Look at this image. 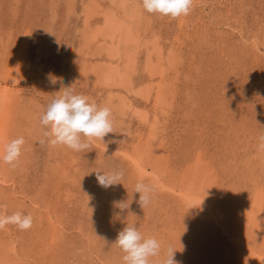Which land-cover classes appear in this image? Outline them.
Wrapping results in <instances>:
<instances>
[{
  "label": "rangeland",
  "instance_id": "374dc122",
  "mask_svg": "<svg viewBox=\"0 0 264 264\" xmlns=\"http://www.w3.org/2000/svg\"><path fill=\"white\" fill-rule=\"evenodd\" d=\"M93 2L101 13L113 9L122 18L128 12L143 19L130 26L141 27L143 38L130 47L138 58L130 86L94 75L103 65L122 69L124 60L104 49L97 30L104 13L90 14ZM171 56L178 58L173 65ZM150 60L168 63L163 76H150ZM0 82L18 91L6 107L2 148L25 139L15 166L0 169V212L22 211L33 220L25 231L14 225L0 230V264H123L124 253L113 243L126 224L161 243L151 264H163L169 247L177 264H245L224 228L232 234L248 225L264 245V152L257 141L264 133V0H193L189 17L178 19L147 13L141 0H0ZM159 84L166 89L163 105ZM64 87L108 106L115 133L83 152L49 145L40 124L48 101L37 93ZM145 87L153 88L151 96L143 95ZM145 113L150 122L142 120ZM117 151L145 160L169 188H201L219 222L181 204ZM114 170L124 172L121 184L102 187L96 172ZM141 181L154 186L145 208L135 193Z\"/></svg>",
  "mask_w": 264,
  "mask_h": 264
},
{
  "label": "clouds",
  "instance_id": "9594fccd",
  "mask_svg": "<svg viewBox=\"0 0 264 264\" xmlns=\"http://www.w3.org/2000/svg\"><path fill=\"white\" fill-rule=\"evenodd\" d=\"M143 9L153 15L178 19L190 14L193 0H141ZM55 80V77L49 76ZM44 97L48 103L41 113L40 124L46 129L44 135L51 146L63 145L75 152H83L91 147L94 140H102L114 132L111 109L105 105L90 102L83 94H77L72 87H64L57 94L37 93ZM258 150L264 152V133L258 138ZM25 144L23 136H19L4 146L0 152V167L4 164L15 166L19 161ZM99 184L108 188L121 184L124 172L114 170L111 172H96ZM144 175H151L144 173ZM154 186L143 181L135 186V193H139V204L147 207L152 199ZM116 207L127 209V203H117ZM199 207L192 206L191 208ZM119 219V217H117ZM32 216L22 211L11 215L0 212V230L8 225H14L18 230L25 231L32 226ZM113 245L119 247L124 253L123 264H151V259L161 254V243L155 237L144 236L136 225L126 224L118 233ZM176 250L169 247L163 264H177Z\"/></svg>",
  "mask_w": 264,
  "mask_h": 264
},
{
  "label": "bare ground",
  "instance_id": "6f19581e",
  "mask_svg": "<svg viewBox=\"0 0 264 264\" xmlns=\"http://www.w3.org/2000/svg\"><path fill=\"white\" fill-rule=\"evenodd\" d=\"M95 2V1H94ZM93 2V3H94ZM196 2V1H195ZM195 2H194V4H195ZM90 3V2H89ZM96 3V2H95ZM91 4V6H93L94 8H96V9H91V13L90 14H95V13H98V11H100L99 9L100 8H98V6L99 5H97V4ZM99 3V2H98ZM113 3V5H115V2L113 1L112 2ZM118 3V2H117ZM71 4V3H70ZM87 4V3H86ZM123 4V7L125 6V8L124 9H126V7H127V3L125 2V3H122ZM52 5V4H51ZM89 5V4H88ZM73 6V5H72ZM69 7V6H68ZM86 6L84 5V8H85ZM135 7V6H134ZM83 8V7H82ZM133 8V7H132ZM135 8H138V7H135ZM135 8H133L134 9V11L135 12H137L139 15H140V11L138 10V9H135ZM86 9V8H85ZM90 9V8H89ZM132 9V10H133ZM73 11V10H72ZM115 10H111V11H105V12H103L104 13V15H102L103 13H101V11H100V14L102 15V17H103V25L102 26H100L97 30L100 32V34L101 35H103V37L105 38V45L107 46L106 48H105V46H104V49L106 50V52L109 54V56H110V58H112V57H116L117 56V59L118 58H120V59H122V60H124V66H123V68L121 69L120 67H118L117 65H115V66H111V65H109V66H102V67H99V68H97L96 67V69H94V75L95 76H97V75H99L103 80H105L104 82L105 83H107V84H110V83H114L115 81H117L118 79L120 80V82L122 83V84H124L123 86L125 87V86H130V84L132 85V81H130L129 80V75H130V69H131V66L132 67H134L135 66V64L138 62V58L134 55V52L132 51V49L130 48L131 46L132 47H134V44H139V43H141L143 40V38L139 35V30L140 29H138V28H141V27H138L137 28V30L135 29V27H130V26H133V25H142V23H143V19L141 18V17H138V16H136V15H131L132 16V18H129V15H128V12H123L124 13V15H122V16H125V17H128V18H122V17H120V15H118L117 14V12H114ZM88 13H89V11H87ZM141 13H143L142 12V10H141ZM82 14V13H81ZM84 14V13H83ZM141 16H142V14H141ZM147 17H149V16H147ZM188 17H189V15H188ZM88 18V17H87ZM90 18H94V16H90ZM89 18V19H90ZM97 18V17H96ZM191 18V17H190ZM88 19V21L90 22V20ZM185 19V18H184ZM145 20V19H144ZM186 20H187V18H186ZM142 21V22H141ZM89 22H87L88 23V26H89ZM85 23V22H84ZM149 23V22H148ZM99 24V23H98ZM145 24V23H144ZM143 24V26H145ZM91 25V24H90ZM185 25V24H184ZM98 27V26H97ZM151 27H152V25H151ZM148 28H150V27H148ZM183 29V28H182ZM181 29V30H182ZM94 30V29H93ZM142 30V29H141ZM145 30V29H144ZM146 31V30H145ZM92 33V32H91ZM142 33H143V31H142ZM180 33V32H179ZM98 34V32H96V34H95V36ZM147 35V34H146ZM150 35V34H149ZM149 35H147V36H149ZM242 35V34H241ZM152 36V35H151ZM91 37V36H90ZM98 37V36H97ZM145 37V36H144ZM155 37H156V35H155ZM154 37V38H155ZM157 37H158V35H157ZM148 38H151L150 36L148 37ZM147 38V39H148ZM98 39H100V38H98ZM157 39V38H156ZM140 40H142L141 42H140ZM145 40V39H144ZM153 40V39H152ZM159 41V40H158ZM88 42V41H87ZM246 42V41H245ZM148 43H150V41H148ZM88 44V43H87ZM137 45H136V47H137ZM141 45V44H140ZM255 45H257V44H255ZM261 45V44H260ZM148 46H151L150 44L148 45ZM89 47V46H88ZM91 47V46H90ZM89 47V48H90ZM157 47H159V46H157ZM138 48V47H137ZM146 48V47H145ZM140 49V48H139ZM151 49V48H150ZM162 49V48H161ZM165 49H166V47H165ZM153 50H154V48H153ZM155 50H156V47H155ZM154 50V51H155ZM132 51V52H131ZM137 51V50H136ZM139 51V50H138ZM154 51H152V52H154ZM157 51V50H156ZM164 51V50H163ZM166 51H168V50H166ZM170 51V50H169ZM177 51V50H176ZM176 51H175V53H176ZM180 51V50H179ZM141 53V52H140ZM147 53V52H146ZM157 53V52H156ZM163 53H165V52H163ZM175 53L173 54V55H175ZM155 54V53H154ZM177 54V53H176ZM88 55V54H87ZM140 55V54H139ZM148 56H150V54L148 55ZM169 56V55H168ZM176 56H178V55H176ZM170 57V56H169ZM182 57V56H181ZM155 57H153V59H154ZM183 58V57H182ZM117 59L115 60V61H117ZM169 59V58H168ZM167 59V60H168ZM171 59V60H170ZM169 60H170V63H171V65H173L174 64V62H176L175 60H177V59H175V57H173L172 58V56H171V58H170ZM175 59V60H174ZM122 60H120V61H122ZM145 60V59H144ZM151 60H152V58H151ZM148 61V65H147V70L146 71H148L149 73H150V76H152V77H157V76H163L164 75V66L165 65H167V64H164V63H162V64H164V66H162V64H158V61H157V63H155L154 61H153V63H152V61ZM164 60V59H163ZM113 61H114V59H113ZM165 61V60H164ZM181 61V60H180ZM179 62V61H178ZM19 63V62H18ZM121 63V62H120ZM140 64V63H139ZM108 65V64H107ZM144 65H146V64H144ZM170 65V64H169ZM77 67V66H76ZM171 67V66H170ZM95 68V67H94ZM135 68V67H134ZM141 68H143V67H141ZM76 69V68H75ZM93 69V68H92ZM140 69V68H139ZM172 69H174V67L172 68ZM135 70V69H134ZM78 71H80V70H78ZM83 71V70H82ZM135 71H137V70H135ZM140 71V70H139ZM144 71V70H143ZM81 72V71H80ZM84 73H85V71H83ZM87 72V71H86ZM83 73V74H84ZM137 73V75H138V73L139 72H136ZM166 73V72H165ZM13 76H14V73H13ZM134 77H135V75H134ZM134 80H135V78H134ZM120 82H119V84H120ZM1 83V82H0ZM154 83V82H153ZM134 84V83H133ZM137 84V83H136ZM148 84V83H147ZM155 84V83H154ZM121 85V84H120ZM144 85V84H143ZM167 85V84H166ZM134 86V85H133ZM151 86V85H150ZM152 87V86H151ZM169 87V86H168ZM13 87H12V85H10V86H7V85H4V84H0V152H2L3 151V145H2V142H3V140H4V136L6 135V133H5V131L6 130H8L7 128H8V122H7V120H8V114H6V107H7V105L10 103L11 104V102L13 101V99L15 100V98H17V97H14L15 95H16V93H18V91L16 90V86L14 87L15 88V90L14 89H12ZM132 88V87H131ZM139 88V90L141 91V89H140V86L138 87ZM138 88L136 89V90H138ZM142 88V87H141ZM146 88V87H145ZM19 89V88H18ZM21 89V88H20ZM133 89V88H132ZM143 89V88H142ZM155 89V88H154ZM129 91H130V89H128ZM157 90V89H156ZM166 89H165V87L163 86V85H161V84H159V87H158V90H157V99H158V101H159V103L161 104V105H163L164 103H165V95H164V91H165ZM128 91V92H129ZM132 91V90H131ZM130 91V92H131ZM152 91H153V88H150L149 89V87L148 88H146L144 91H143V95L145 96V97H148V96H151V94H152ZM174 93V92H173ZM136 94H138L137 93V91H136ZM140 94V93H139ZM142 94V93H141ZM166 94H168V93H166ZM120 95V94H119ZM133 96V95H132ZM153 96H154V94H153ZM152 96V97H153ZM164 99V100H163ZM8 100V101H7ZM19 100V99H18ZM155 100V99H154ZM167 100H169V99H167ZM16 101V100H15ZM143 101V100H142ZM161 101V102H160ZM16 103V102H15ZM157 104V103H156ZM18 105V104H17ZM10 106V105H9ZM15 106V105H14ZM173 106V105H172ZM12 108V107H11ZM15 108V107H14ZM129 108V107H128ZM171 109V108H170ZM13 110V109H12ZM132 111V110H131ZM12 112V111H11ZM17 113V112H16ZM27 113V112H26ZM139 114V113H138ZM147 113H145V115H143L141 118H142V120L144 119V120H146V121H149L150 122V120H149V116L148 115H146ZM15 115V114H14ZM16 117V116H15ZM15 117H14V119H15ZM139 117V116H138ZM141 120V121H142ZM11 121V120H10ZM143 123V122H142ZM145 124V123H144ZM148 125V124H147ZM153 129H155V127L153 128ZM152 129V130H153ZM154 131V130H153ZM9 132V131H8ZM155 132V131H154ZM43 133V132H42ZM6 137V136H5ZM4 141H7V140H4ZM9 141V140H8ZM8 143V142H7ZM94 143V142H93ZM99 148V147H98ZM106 149V148H105ZM115 151V150H114ZM106 152H109V153H112L113 152V150H110V149H106ZM115 153V152H114ZM117 154H119V155H122V156H124L125 158H127V159H129V161H131V164H132V166H133V168H134V170L136 171V172H138L140 175H142V176H146V175H144V173H150L151 175H148V176H146V177H153L152 179H153V181L156 183V184H159L160 185V187H162V189L163 188H167L168 190H170V191H173L175 194H177V196L179 197V199H180V202H182L181 204H185V206L187 205L189 208L190 207H192V206H199V207H194V208H191V210L192 209H195L196 210V212H198L200 215H202L203 216V214H204V212L206 213L205 214V216H207L209 219H214V220H216V221H218L219 222V220H217L216 219V217H215V214H219V213H215L214 214V209L212 208V205H211V203H214V202H211L210 203V200L209 199H207V197H205V194L203 193V191L201 190V188H199V190L198 189H194L193 190V186L192 187H190V186H187V187H184V188H181L180 190L179 189H176V188H169V187H167V186H165L164 184H160V183H162V181H161V177H159L158 176V173L157 172H155L154 170H150L148 167H147V165H146V163H145V160H140V158L138 157V156H132L131 154H129L128 152H124V151H117L116 152ZM111 155V154H110ZM115 155V154H114ZM75 161V160H74ZM50 166V165H49ZM0 169H1V167H0ZM1 173V172H0ZM49 174H50V172H49ZM1 175V174H0ZM135 176V175H134ZM193 176V175H192ZM2 177V176H1ZM0 177V178H1ZM186 182V181H185ZM1 184H2V181L0 182ZM193 183V182H192ZM197 184V183H196ZM201 185V184H200ZM202 186V185H201ZM207 188V187H206ZM158 189H159V187H158ZM161 189V190H162ZM204 190V189H203ZM104 191H106V190H104ZM174 194V195H175ZM174 197V196H173ZM178 199V198H177ZM176 199V200H177ZM213 201V200H212ZM186 206V207H187ZM215 206V208H216V206L217 205H214ZM213 206V207H214ZM187 209V208H186ZM215 210H217V209H215ZM253 210V209H252ZM252 212V211H251ZM190 213H192L191 211H190ZM193 214V213H192ZM195 215V214H194ZM198 215V214H197ZM221 215V214H220ZM199 216V215H198ZM201 216V217H202ZM250 216V215H249ZM254 216V215H253ZM255 217V216H254ZM250 219H248V217H247V219L248 220H250L251 221V218H253V217H249ZM51 219V218H50ZM245 219V218H244ZM208 220V219H207ZM221 221V220H220ZM263 221V220H262ZM48 222V221H47ZM249 222V221H248ZM253 222V221H252ZM210 223V222H209ZM216 224V223H215ZM55 225V224H54ZM213 225H214V223H213ZM224 225V224H223ZM245 225V224H244ZM251 225V224H250ZM205 226V225H204ZM211 226V225H210ZM210 226H207V228L208 227H210ZM263 226V225H262ZM221 227H222V225H221ZM231 227V226H230ZM247 227H248V225L246 226V230H247ZM249 228V227H248ZM215 228H213V230H214ZM217 229H219L218 228V226H217V228H216V231H217ZM212 230V229H211ZM239 230V229H238ZM242 231V232H240L239 233V231H238V233H237V231H236V233H230L226 228H224V231H226L227 233H228V235H230L229 237H230V239L234 242V243H237V244H235V245H237L238 246V248H237V251L239 250L240 251V253L239 254H241L242 255V257H241V260H245L246 259V261L248 262L249 261V263L251 262V264H264V245H263V242L262 243H256L255 242V240H254V231H253V229L252 228H249L247 231ZM264 230V229H263ZM53 231V230H52ZM54 231H56V230H54ZM220 231H221V228H220V230H219V232H217V233H220ZM241 231V230H240ZM261 232H262V230H261ZM261 232H259L258 234L260 235V233ZM49 234V233H48ZM215 234H216V232H215ZM221 234H222V232H221ZM256 234V233H255ZM224 236H225V234H223ZM263 235V234H262ZM261 235V236H262ZM218 236V235H217ZM228 238V237H227ZM227 238H225L226 240H227ZM257 238V237H256ZM261 238V237H260ZM260 238H258L259 240H260ZM209 239V238H208ZM261 239H263V238H261ZM261 241V240H260ZM226 242V241H225ZM227 243H228V241H227ZM218 244V243H217ZM224 246V245H223ZM229 250V249H228ZM233 250H234V248H233ZM16 252V251H15ZM225 252V251H224ZM227 252V251H226ZM3 253V252H2ZM237 253V252H236ZM1 254V253H0ZM243 258V259H242ZM238 260H240V258H238ZM243 260V261H244ZM245 262V261H244ZM247 262H245V264L247 263ZM243 263V262H242ZM248 263V264H249Z\"/></svg>",
  "mask_w": 264,
  "mask_h": 264
}]
</instances>
